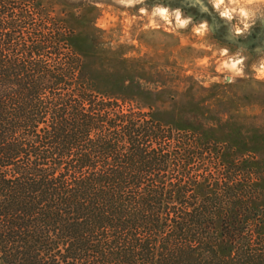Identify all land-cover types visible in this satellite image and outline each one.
Wrapping results in <instances>:
<instances>
[{
	"label": "trees",
	"instance_id": "1",
	"mask_svg": "<svg viewBox=\"0 0 264 264\" xmlns=\"http://www.w3.org/2000/svg\"><path fill=\"white\" fill-rule=\"evenodd\" d=\"M86 55L0 0L1 264H264L253 157L102 90Z\"/></svg>",
	"mask_w": 264,
	"mask_h": 264
},
{
	"label": "rangeland",
	"instance_id": "2",
	"mask_svg": "<svg viewBox=\"0 0 264 264\" xmlns=\"http://www.w3.org/2000/svg\"><path fill=\"white\" fill-rule=\"evenodd\" d=\"M39 1L76 31L102 90L253 157L264 221V0Z\"/></svg>",
	"mask_w": 264,
	"mask_h": 264
}]
</instances>
